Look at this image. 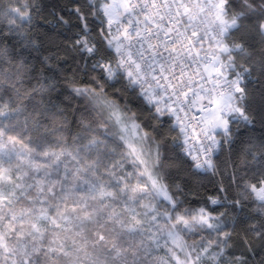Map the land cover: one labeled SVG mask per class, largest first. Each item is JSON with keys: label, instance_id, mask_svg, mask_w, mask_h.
<instances>
[{"label": "snow or ice", "instance_id": "snow-or-ice-1", "mask_svg": "<svg viewBox=\"0 0 264 264\" xmlns=\"http://www.w3.org/2000/svg\"><path fill=\"white\" fill-rule=\"evenodd\" d=\"M66 7L0 0V264H254L264 0Z\"/></svg>", "mask_w": 264, "mask_h": 264}, {"label": "trees", "instance_id": "trees-1", "mask_svg": "<svg viewBox=\"0 0 264 264\" xmlns=\"http://www.w3.org/2000/svg\"><path fill=\"white\" fill-rule=\"evenodd\" d=\"M41 11L38 16L35 17V22L37 24L36 31L42 37H45V47L47 48L49 45L47 43V38H52L56 43H62L66 37H70L72 33L68 31L66 28H58L56 26L55 14L60 13L63 10V14L67 18L68 16V6L70 4V0H39ZM46 54V53H43ZM71 63V61H69ZM228 156L225 153V156L222 159H226ZM207 184V181H205ZM210 188V185H208ZM203 191V190H202ZM256 250L251 255V260L254 264H258L261 258H264V248H262L258 243L256 244Z\"/></svg>", "mask_w": 264, "mask_h": 264}]
</instances>
